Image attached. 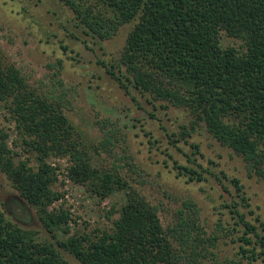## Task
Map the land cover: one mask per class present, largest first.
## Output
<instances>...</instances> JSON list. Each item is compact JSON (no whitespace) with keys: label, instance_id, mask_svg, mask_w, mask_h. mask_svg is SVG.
<instances>
[{"label":"trees","instance_id":"trees-1","mask_svg":"<svg viewBox=\"0 0 264 264\" xmlns=\"http://www.w3.org/2000/svg\"><path fill=\"white\" fill-rule=\"evenodd\" d=\"M60 2L73 13V28L82 34L73 31L71 36L94 52L103 51L105 41L135 22L120 58L102 61L108 75L133 100L140 97L164 116L169 105L190 112V125L182 127L181 137L172 144L189 143L191 133L205 127L244 158L252 175L264 180V0ZM224 36L241 44L224 45ZM66 102L65 95L31 84L0 50V103L17 134L12 149L10 134L0 128V171L37 209L43 227L56 240L41 241L0 210V264H72L62 250L79 264H228L211 250L219 239L206 237L197 205L184 202L164 223L159 207L139 191L130 174L99 162L101 149L109 148L108 138L99 146L84 145L65 112ZM191 146L198 154L199 146ZM21 150L36 154L37 166L22 157ZM64 157L71 162L69 179L99 202L125 194L126 203L111 230L91 229L85 223L84 231L72 233V223H78L70 211L64 205L52 209L65 193L58 189V168L50 160ZM175 169L190 182L209 180L205 171L177 161ZM209 175L234 188L235 195L226 189L235 198L226 208L232 209L235 228L230 234L236 232L243 258L250 264L264 263V221L258 217L255 224L238 209L251 207L241 180L224 171ZM114 214L112 208L109 218Z\"/></svg>","mask_w":264,"mask_h":264},{"label":"rangeland","instance_id":"rangeland-1","mask_svg":"<svg viewBox=\"0 0 264 264\" xmlns=\"http://www.w3.org/2000/svg\"><path fill=\"white\" fill-rule=\"evenodd\" d=\"M72 16L60 0H0V50L31 84L42 86L55 95H65V112L84 145L89 148L99 146L109 139V148L101 149L99 162L107 167H118L124 175L130 174L139 191L159 207L164 223L171 220V213L180 209L184 202L192 201L199 208L206 237L219 239L217 248H211L217 260L228 264H250L240 253V245L234 236L236 232L230 234L235 227L232 209L226 206L233 205L235 198L226 193V189L235 195L234 188L228 182L222 183L210 176L209 171H224L241 180L251 207L238 209L255 224L258 217L264 221V180L252 175L244 158L221 145L205 127L193 131L189 143L183 140L172 144L181 137L182 127L190 125V112L166 103L170 109L164 116L140 97L133 100L108 75L102 61L120 58L135 22L126 24L112 39L105 41L103 51L93 46L94 52L71 36L73 31L82 36L73 28ZM61 44L69 49L63 50ZM223 44L238 47L241 42L224 36ZM59 61H62L61 65ZM152 113L157 117L152 118ZM7 117V110L0 103V128L10 134L9 144L13 149L17 134H13L14 122ZM174 133L178 134L176 138L172 136ZM191 144L199 146L198 154H194ZM22 157L30 158L31 165L37 166L36 154L23 152ZM66 159L69 161L70 158ZM56 160H50L52 165ZM175 161L205 171L209 180L190 182L188 177H180ZM58 189L65 195L70 194L62 205L78 223H72V233L84 231L85 223L91 229L111 230L126 203L124 193L99 202L83 186L73 182L67 186L59 183ZM62 205H54L52 209ZM112 208H115V214L109 218ZM0 210L23 229L37 233L41 241H56L43 227L37 209L21 198L1 171ZM62 254L72 264H79L66 251L62 250Z\"/></svg>","mask_w":264,"mask_h":264},{"label":"built area","instance_id":"built-area-1","mask_svg":"<svg viewBox=\"0 0 264 264\" xmlns=\"http://www.w3.org/2000/svg\"><path fill=\"white\" fill-rule=\"evenodd\" d=\"M53 166L56 168H58V173H59V183L60 184H65V186L70 185V183H72V181L69 179L68 177V170L71 166V162L70 159L68 161V159H66V157L64 158H59L56 160V163H53ZM70 194L65 195V197L63 199H61L59 202H57L55 205H62L64 203V201L66 199L69 198Z\"/></svg>","mask_w":264,"mask_h":264}]
</instances>
